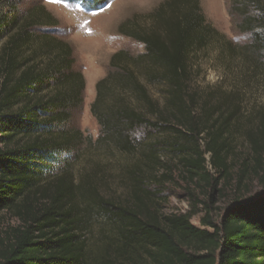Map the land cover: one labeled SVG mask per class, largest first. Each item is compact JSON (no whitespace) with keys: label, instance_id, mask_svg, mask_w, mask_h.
<instances>
[{"label":"trees","instance_id":"trees-1","mask_svg":"<svg viewBox=\"0 0 264 264\" xmlns=\"http://www.w3.org/2000/svg\"><path fill=\"white\" fill-rule=\"evenodd\" d=\"M13 1L0 0V215L18 225L0 232V264H264V195L236 197L220 222L207 213L199 227L193 213L161 209L172 162L211 197L220 179L238 187L251 173L264 188V106L246 130L253 163L239 159L232 176L235 93L203 96L190 88L192 55L224 39L199 0H164L146 26L122 22L119 31L144 51L114 52L95 84L90 112L100 130L89 142L137 154L123 167L121 197L103 192L95 171L77 177L71 163H58L85 140L79 130L55 129L82 103L84 78L73 69L69 43L30 31L55 25L50 13L36 7L19 15ZM232 9L239 29L251 34L243 49L264 52V0H232ZM150 86L162 89V99ZM96 219L106 226L91 239Z\"/></svg>","mask_w":264,"mask_h":264},{"label":"rangeland","instance_id":"rangeland-1","mask_svg":"<svg viewBox=\"0 0 264 264\" xmlns=\"http://www.w3.org/2000/svg\"><path fill=\"white\" fill-rule=\"evenodd\" d=\"M83 1L15 0L13 3L19 15H27L31 8L36 7H44L50 13L56 20L55 25H36L30 31L33 35L48 33L69 43L74 60L73 69L79 71L84 78L82 103L72 109L68 120L56 125L55 129L79 130L85 140L77 148L63 153V159L58 163L60 166L71 163V169L77 177L82 173L95 171L101 190L121 197L125 192L123 167L132 163L137 154H122L113 149L108 151L89 142L88 138L94 141L100 130L90 112V104L95 98L96 82L110 70L109 60L114 52L125 49L137 55L144 51L142 43L119 31V25L129 19H136L142 26H146L149 22L147 14L164 0ZM199 4L205 19L224 39L212 40L205 48L192 55L190 88L203 96L211 91L216 96H221L222 92L235 93V101L239 102L240 107L231 128V175L236 176L239 159L247 157L253 163V158L248 154L250 147L246 130L256 126L258 119L255 113L264 106V52L254 53L251 49H243V45L251 41V34L239 29L240 16L232 9V0H199ZM5 5L6 3L3 6ZM225 41H230L233 49L226 47ZM149 91L154 98L162 99L163 91L159 86H150ZM141 135L142 131L137 132V136ZM199 142L203 148L204 142ZM74 153L77 155L76 159ZM206 157L209 158V154ZM164 160L172 161L170 157H164ZM177 166L174 162L171 163L170 179L162 186V213H193L191 222L194 226L199 227L207 213L214 221L220 222L236 197L245 200L264 195L262 184L251 173L238 187L235 180L220 179L216 186L218 190L212 192L211 197L210 188L202 190L190 183ZM209 205L210 209L205 208ZM17 225L18 221L12 216L0 215V232ZM92 225L90 238L99 239L106 224L103 220L96 219Z\"/></svg>","mask_w":264,"mask_h":264}]
</instances>
